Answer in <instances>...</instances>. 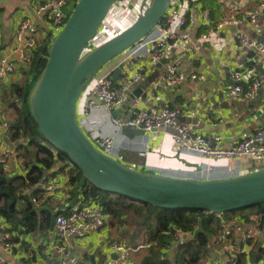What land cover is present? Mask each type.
I'll return each instance as SVG.
<instances>
[{
	"label": "crops",
	"instance_id": "1",
	"mask_svg": "<svg viewBox=\"0 0 264 264\" xmlns=\"http://www.w3.org/2000/svg\"><path fill=\"white\" fill-rule=\"evenodd\" d=\"M44 1L0 0V62L5 60L16 64L15 73L8 75L5 81L0 83V153L8 148L15 154L14 159L10 161L9 171L6 172L9 178L24 177L27 172L23 159L15 150L17 146L11 149L5 135L7 123L13 116L10 107L13 96L11 86L23 83L22 69L28 65L21 56L13 52L14 39L18 26L26 19L30 20L31 26L25 33L24 44L29 42L32 33L35 37L44 36L46 39L49 35H54L55 28L51 25L49 17L37 11V6ZM177 2L186 17L183 32L188 36L189 41L174 49L166 50L162 58L165 64L159 66L150 64L147 52L136 50L138 45H134L110 61L102 68L100 75H107L118 82L123 78L124 72H135L142 68L139 71L140 80L129 88L122 105L111 112L100 107L83 116L82 102H80L77 112L79 124L91 141L100 137H111L113 148L108 155L139 171L196 181L225 179L248 173L250 162L247 159L230 162L211 160L176 148L171 138L174 132L173 126L151 137L141 130L125 125L117 126L112 122L113 119L126 120L133 104L141 102L142 94L146 93L148 96L152 80L164 69L178 62L179 68L188 78L178 86L158 89L155 94L156 109L170 108L178 111L177 122L191 124L199 133L220 134L227 144L236 143L257 130L264 132V58L256 50V55L253 57L251 50L240 45L236 40V35L243 33L256 44L264 45V10L257 16L255 22L249 17L258 7L260 0H177ZM206 9L209 11L208 20L203 16ZM225 17H232L238 24L215 30V25ZM42 25L50 30L49 34ZM150 36H154V33ZM203 36L206 38L203 39ZM23 50L25 56H30L33 49L25 46ZM252 61L255 66L247 67V63ZM248 69H254L253 77L261 84V88L254 96L243 94L242 87L245 85L250 87L253 79L242 78L238 82L241 93L239 96H234L232 94L234 86H225L226 74L230 73V80H233L236 75L235 70ZM191 75H195L196 78L190 79ZM51 151L56 162L44 179L55 184V191L47 203L36 207L39 220H45L50 213L53 221L56 214L72 207L73 203L69 201L68 196L73 188L70 185V177H78L70 162L57 160V152L52 149ZM141 152H145L146 156L139 157L138 154ZM209 167L211 170H208ZM77 182L80 183V179ZM39 185L29 187L28 194L38 191L36 195L39 196L43 192ZM79 203L81 202L76 204ZM22 204L20 202L19 205ZM224 219L229 221V225L232 224L231 227L234 226L236 240L244 234L253 236L254 246L250 260L256 262L264 259V215L263 218L257 215L240 218V214L236 213ZM0 223H2L1 219ZM7 227L12 233L13 248L5 251L0 244V255L6 263L57 264L61 260L63 254L54 247L57 240L54 221L40 233L36 232L37 234H18L19 230L10 229L9 225ZM136 227L131 223L126 224L117 220L115 225L111 224L107 228L105 224L98 230L90 229L84 234L70 238L69 253L78 258L79 264H90L83 258L84 254L94 256L96 264H104L114 256L109 247L110 243L119 239L127 245L143 246L130 254L131 264H140L149 247L144 232H140V229L136 231ZM129 235L137 236L131 239ZM178 236L182 243L192 235L178 233ZM172 243V247L169 245V249L162 250L171 261L176 246L180 244L177 241ZM204 262L225 264V258L221 250L212 245L210 255Z\"/></svg>",
	"mask_w": 264,
	"mask_h": 264
},
{
	"label": "water",
	"instance_id": "2",
	"mask_svg": "<svg viewBox=\"0 0 264 264\" xmlns=\"http://www.w3.org/2000/svg\"><path fill=\"white\" fill-rule=\"evenodd\" d=\"M122 1L77 0L65 24L52 37L45 66L28 96L31 116L41 135L55 151L65 154L92 186L155 208L222 214L264 204V168L225 179H175L131 168L98 150L86 136L77 115L80 97L105 65L154 31L170 2L149 0L144 7L146 0H142L133 23L87 50L111 7ZM250 50L254 57L255 50ZM156 64H165V60ZM252 65L255 66L254 61L246 66ZM244 72L234 71L236 74ZM225 78V86L239 84L230 80V73ZM248 90V85L242 87L243 94ZM146 97L143 93L140 100ZM19 144L21 142H8L11 149ZM148 216L142 214L136 231ZM83 258L96 264L92 255L84 254ZM111 258L116 259V255Z\"/></svg>",
	"mask_w": 264,
	"mask_h": 264
},
{
	"label": "built area",
	"instance_id": "3",
	"mask_svg": "<svg viewBox=\"0 0 264 264\" xmlns=\"http://www.w3.org/2000/svg\"><path fill=\"white\" fill-rule=\"evenodd\" d=\"M75 3L76 0H45L42 4L37 6V11L49 17L51 25L59 31L67 21ZM148 3L149 0H146L144 7L147 6ZM126 7L124 11L121 13L119 12V16L121 15L122 19H124L120 24L124 25V27H126L124 22L126 21L128 24L129 15H131L133 11L132 7L127 5ZM128 10H130L131 14ZM263 10L264 0H260L256 10L249 16L250 20L255 22L257 16L260 15ZM208 15L209 11L206 9L203 13L205 20L209 19ZM116 16L113 17L116 18ZM185 24L186 17L183 10L178 5L177 0H170L166 13L152 32L154 36H150L151 33L138 42L136 44L138 45L136 50H145L150 64L160 62L166 50L174 49L189 41L188 36L183 32ZM237 24V20L232 17H225L215 25L214 29L221 30ZM30 26L31 23L28 19L20 23L15 34L13 45V52L21 56L25 64L30 63V56H25L23 54V48L28 46V48L34 50L46 39L44 36L39 37L36 34L35 37L32 33L29 37V42L24 44V36ZM55 34L56 33H54V35ZM54 35H52V37ZM205 38L206 36H203V39ZM93 40L90 43H92ZM236 40L240 45L256 50L260 56L264 58V45L256 44V42L247 38L243 33H238L236 35ZM141 69L142 68L135 72H124L122 75L123 78L118 82L107 75L98 74L79 99L78 104L82 102L81 115L87 116L89 112L95 108L101 107L107 112H111L120 107L129 88L139 82V71ZM15 71L16 64L14 62L2 60L0 62V83H3L6 77L10 74H14ZM253 76L254 69H248L243 74H236L233 80L239 82L242 78L248 80L253 79L248 90V95L254 96L261 88V84ZM187 78L188 76L185 72L179 68V63H173L152 80L148 96L144 101H141L142 103L135 102L133 104L126 120L113 119L112 122L117 126L125 125L130 128L141 130L151 137H155L164 129L173 126L174 132L171 138L176 148L193 152L202 158L211 160H226L230 162L247 159L250 162V172L264 168V132L262 130H257L254 134H250L236 143L227 144L220 134L199 133L191 124L177 122V112L175 110L170 108L158 110L155 108V94L158 89L178 86ZM189 78L195 79L196 76L191 75ZM240 93L241 88L239 85L232 88V94L234 96H239ZM91 142L98 150L107 155L113 148V139L111 137H100ZM138 156L144 157L146 153L141 152ZM14 157V152L8 148L0 153V167L3 172L6 173L9 171L10 161L13 160ZM208 170H211V168L209 167ZM39 187L43 192L39 196L31 197V203L35 207L47 203L49 197L55 191V184L45 181V179L40 183ZM28 190V188L24 189L22 192L23 195L28 194ZM213 216L215 219L219 220L220 224L218 233L210 242V247L214 245V247L221 250L225 258V264H264V259L256 262L250 260V255L254 246L252 235L244 234L236 240L234 236V226L231 227L232 224L229 225V221L225 220L222 214L216 213ZM105 220V213L94 203L76 204L68 208L65 213L56 214L54 217V227L57 231V240L54 243V247L63 254L61 260L57 264H79L78 258L69 253L70 238L84 234L90 229L98 230L102 228L105 224ZM178 233L182 234V232L176 231L173 243H176V241L180 243ZM11 234L7 225L3 222L0 223V244L2 250L9 251L13 248V238ZM109 247L114 255H116V259L106 260L104 264H131L130 254L138 251L143 246H132L124 242L113 240ZM167 248L169 249L170 246ZM0 264L9 263H6L0 255Z\"/></svg>",
	"mask_w": 264,
	"mask_h": 264
},
{
	"label": "trees",
	"instance_id": "4",
	"mask_svg": "<svg viewBox=\"0 0 264 264\" xmlns=\"http://www.w3.org/2000/svg\"><path fill=\"white\" fill-rule=\"evenodd\" d=\"M51 39L49 35L32 50L30 63L22 69L23 83L11 86L13 96L10 107L13 116L7 123L6 141L12 144L21 142L15 150L23 159L27 172L24 177L9 178L0 167V219L5 225H9L10 229H17L18 234L24 235L40 233L54 221L50 213L45 220L38 219V210L31 203V197L37 196L38 191L26 195L22 193L24 189L39 185L56 162L51 151L54 149L39 132L28 105L29 93L45 66ZM56 152L57 160L69 162L65 154ZM74 170L78 177H70V185L73 186L68 194L69 201L73 203L71 206L78 202H81L79 204L94 203L106 216L126 224L131 223L132 226H136L143 213L149 215L140 226V232H144L149 247L140 264H205L204 260L210 255L209 243L219 231L220 223L214 218V214L202 210L160 209L113 195L92 186L82 178L75 167ZM79 179L80 183L77 182ZM20 202L23 204L19 205ZM236 213L240 214V218H246L248 215L263 218L264 204L222 213V215L227 218ZM176 231L189 233L192 236L176 246L171 261L162 250L171 245ZM137 235H129V237L134 239Z\"/></svg>",
	"mask_w": 264,
	"mask_h": 264
},
{
	"label": "rangeland",
	"instance_id": "5",
	"mask_svg": "<svg viewBox=\"0 0 264 264\" xmlns=\"http://www.w3.org/2000/svg\"><path fill=\"white\" fill-rule=\"evenodd\" d=\"M142 0H124L120 3H115L112 7L111 10L109 12V15L106 17L105 21L103 22L104 25L102 24L98 30V34L96 35L95 39L93 40L92 43L87 45V50L92 49L93 47L99 45L100 43L104 42L105 40H107L108 38L116 35L117 33L121 32L124 28V25H121L120 22L122 23V21L124 19H122L121 15L119 16V14L125 10L126 5L129 7L133 8L132 14L130 12V10H128L130 12L131 15L129 18V24L128 26L133 23L138 15V11H139V7L141 4ZM77 2V0H76ZM139 4V5H138ZM139 6V7H138ZM116 8V9H115ZM120 12V13H119ZM117 13L116 18H114L113 16ZM126 25V21L124 22ZM55 33L58 32V30L55 29L54 31ZM100 74V73H99ZM107 221V223H106ZM117 220H114L113 217L111 216H106V220H105V224H106V228L111 226V224L115 225ZM104 224V226H105ZM103 226V227H104ZM117 241H119V239H117Z\"/></svg>",
	"mask_w": 264,
	"mask_h": 264
}]
</instances>
